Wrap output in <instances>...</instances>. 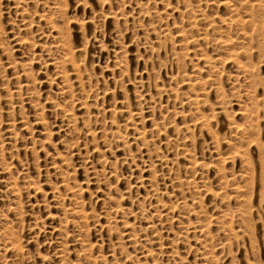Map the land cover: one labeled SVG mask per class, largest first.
<instances>
[{
	"label": "rangeland",
	"instance_id": "1",
	"mask_svg": "<svg viewBox=\"0 0 264 264\" xmlns=\"http://www.w3.org/2000/svg\"><path fill=\"white\" fill-rule=\"evenodd\" d=\"M0 114V264H264V0H0Z\"/></svg>",
	"mask_w": 264,
	"mask_h": 264
},
{
	"label": "bare ground",
	"instance_id": "2",
	"mask_svg": "<svg viewBox=\"0 0 264 264\" xmlns=\"http://www.w3.org/2000/svg\"><path fill=\"white\" fill-rule=\"evenodd\" d=\"M227 1V0H226ZM25 4H27V3H25ZM24 5V4H23ZM260 5V4H259ZM235 6V5H234ZM236 7V6H235ZM249 7V6H248ZM26 10V9H25ZM231 10V9H230ZM52 20V19H51ZM226 22V21H225ZM230 22V21H229ZM240 22V21H239ZM229 24V23H228ZM254 24V23H253ZM252 24V25H253ZM262 25V24H261ZM254 26V25H253ZM256 26V25H255ZM255 28V27H254ZM258 28H259V26H258ZM62 29V28H61ZM63 31V30H62ZM66 37V36H65ZM246 38V37H245ZM63 40H66V38L65 39H63ZM66 42V41H65ZM226 42V41H225ZM64 43V42H63ZM51 45V44H50ZM223 45V44H222ZM263 47V46H262ZM51 48V47H50ZM64 51V50H63ZM66 55V54H65ZM70 55V54H69ZM65 57V56H64ZM232 58V57H231ZM63 59V58H62ZM179 59V58H178ZM69 60V59H68ZM60 65V64H59ZM211 65V64H210ZM238 65V64H237ZM235 66V65H234ZM244 66V65H243ZM62 67V66H61ZM58 68V67H57ZM236 68H238V67H236ZM239 68H241L244 72H247V73H249L250 71L247 69V67H239ZM59 69H60V67H59ZM66 70V69H65ZM63 72V71H62ZM66 77V76H65ZM80 77V76H79ZM259 84V83H258ZM259 85H262V83H260ZM32 93V92H31ZM22 94V93H21ZM178 95V94H177ZM196 96V95H195ZM193 97V96H192ZM250 97V96H249ZM199 106V105H198ZM68 108V107H67ZM66 110V109H65ZM155 112V111H154ZM13 113V112H12ZM1 115V114H0ZM260 116V115H259ZM88 123V122H87ZM205 123V122H204ZM1 124V123H0ZM14 125V124H13ZM90 129V128H89ZM188 129V128H187ZM76 130V129H75ZM254 130V129H253ZM256 130V129H255ZM258 130V129H257ZM90 131V130H89ZM256 132V131H255ZM139 135H140V133H139ZM94 138V137H93ZM250 138V137H249ZM259 146V145H258ZM260 147V146H259ZM262 149V148H261ZM263 150V149H262ZM99 151V150H98ZM61 168V167H60ZM263 179V178H262ZM263 181H264V179H263ZM262 181V182H263ZM67 183V182H66ZM35 185V184H34ZM78 191V190H77ZM18 194V193H17ZM70 198V197H69ZM247 207V206H246ZM245 212H247V211H245ZM84 217V216H83ZM83 219V218H82ZM13 224V223H12ZM86 227V226H85ZM209 231V230H208ZM207 242V241H206ZM208 243V242H207ZM14 245V244H13ZM208 245V244H207ZM14 247V246H13ZM19 248V247H18ZM17 248V249H18ZM14 249V248H13ZM61 255V254H60ZM14 258V257H13ZM208 258V257H207ZM7 261V260H6Z\"/></svg>",
	"mask_w": 264,
	"mask_h": 264
}]
</instances>
